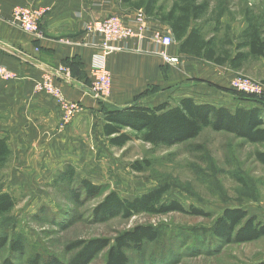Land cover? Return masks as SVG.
I'll list each match as a JSON object with an SVG mask.
<instances>
[{
    "label": "rangeland",
    "instance_id": "1",
    "mask_svg": "<svg viewBox=\"0 0 264 264\" xmlns=\"http://www.w3.org/2000/svg\"><path fill=\"white\" fill-rule=\"evenodd\" d=\"M146 0L121 3L144 11ZM174 0H157L162 14ZM209 10L197 23L203 24L207 36L228 34L234 42L245 26L244 13L263 23L264 0H208ZM217 27L218 31L214 32ZM262 60H250L240 72L264 83ZM177 96V95H175ZM102 114L92 127L97 149L98 174L92 180L106 184L120 196L132 199L158 184H168L164 200L175 199L186 209L196 207L208 216L170 212L167 214L138 213L129 218L114 217L104 222L91 219V209L101 200L94 198L78 206L64 187L54 183L56 170L48 177L20 175L9 159L0 166V191H9L16 199L10 213L0 216V234L22 232L27 239L23 253L11 254L5 248L0 264L10 259L14 264H25L29 254L55 255L67 261L75 252L66 246L78 239L93 237L113 238L117 233L135 225L160 227L167 235L164 248L147 244L143 253L129 251L134 264H258L264 262V236L242 243L220 244L214 239L192 237V228L209 227L225 208L241 207L264 221V165L254 156L262 150L260 144L247 143L240 138L204 129L197 137L171 147H157L133 138L123 147L108 145L102 135ZM139 163L141 171L133 169ZM19 176V175H18ZM84 176L75 170V180ZM240 179V180H239ZM93 182V183H94ZM105 251L99 252L89 264H103Z\"/></svg>",
    "mask_w": 264,
    "mask_h": 264
},
{
    "label": "crops",
    "instance_id": "2",
    "mask_svg": "<svg viewBox=\"0 0 264 264\" xmlns=\"http://www.w3.org/2000/svg\"><path fill=\"white\" fill-rule=\"evenodd\" d=\"M18 5L45 9L38 34L24 32L13 21L11 12ZM136 11L123 7L120 0H0V66L16 74L14 79L0 81V136L7 138L16 178L29 173L33 178L48 177L69 163L76 171L83 170L81 178L94 182L99 162L92 127L102 114L101 105L154 106L171 97L196 95L215 105H257L264 111L261 104L224 90L230 89V80L252 58L234 70L184 54L170 25L152 16H148L147 34L157 30L173 41L163 46L148 37L121 40V50L106 56L110 92L96 97L89 87V73L102 35L86 31V26L109 15L136 25ZM163 52L177 61H166ZM258 59L264 71V59ZM49 69L63 96L81 106L63 129L56 101L35 89V82ZM145 91L149 92L139 97Z\"/></svg>",
    "mask_w": 264,
    "mask_h": 264
},
{
    "label": "trees",
    "instance_id": "3",
    "mask_svg": "<svg viewBox=\"0 0 264 264\" xmlns=\"http://www.w3.org/2000/svg\"><path fill=\"white\" fill-rule=\"evenodd\" d=\"M128 3L130 0H120ZM157 0H146L142 5L147 16H152L170 25L179 51L200 60L216 65L226 64L239 70L248 59H264V27L258 18L247 10L244 13L245 26L236 42L225 34L218 38L216 34L207 36L203 24L197 23L209 10L208 0H174L162 14ZM217 27L214 32H217ZM235 97L261 104L264 107V94L255 96L230 89H224ZM145 91L139 95L147 94ZM102 135L113 147H123L133 138L157 147H171L197 137L204 129L225 132L247 143L260 144L262 150H256L254 156L264 165V111L257 105L220 106L200 100L196 95L171 97L154 106H143L136 102L130 105L107 107L101 105ZM11 156L6 137L0 136V166H5ZM133 169L141 171L139 163L132 164ZM240 180V179H239ZM54 183L64 187L74 204L80 206L83 201L101 198L91 209L94 222H104L114 217L129 218L138 213L167 214L170 212L187 213L196 216H208V213L196 208L186 209L175 199L164 200L168 184H158L148 191L128 199L116 190H109L106 184L93 183L88 178L75 180V168L67 163L54 176ZM16 204L15 197L9 191H0V216L10 213ZM192 237H202L208 241L214 239L220 244L242 243L257 240L264 236V221L241 207L225 208L209 227L192 228ZM167 235L160 227L153 225H135L131 229L117 233L113 238L93 237L78 239L66 246L68 251L75 250L67 260L62 261L55 255L43 256L38 252L29 254L25 264H89L96 255L105 251L103 264H134L128 252L143 253L147 244L166 247ZM27 239L22 232L0 234V254L6 248L9 253H23L27 249ZM3 264H14L5 259ZM258 264H264L259 262Z\"/></svg>",
    "mask_w": 264,
    "mask_h": 264
},
{
    "label": "built area",
    "instance_id": "4",
    "mask_svg": "<svg viewBox=\"0 0 264 264\" xmlns=\"http://www.w3.org/2000/svg\"><path fill=\"white\" fill-rule=\"evenodd\" d=\"M44 13V8L18 5L12 9L11 15L13 21L24 32L38 34L39 24ZM135 21L136 25H132L125 22L118 15H109L103 19L90 22L86 26V31H95L102 35V40L98 45V53L92 58L89 73V87L98 98H104L110 92L111 74L106 65V56L114 51L121 50L118 45L121 40L130 37L137 39L148 37L163 46L169 45L173 41L171 36L157 30L147 34L148 16L143 10L138 9L136 11ZM163 56L170 63L177 61L176 57L167 56L164 52ZM53 76V72L49 69L35 82V89L50 95L56 101L61 112L59 125L60 129H63L81 110V106L78 102L69 101L63 96L60 89L54 84ZM14 78H16V74L13 71L0 66V81ZM229 85L233 90L245 94L255 96L264 94V83L262 81L241 74L235 75L230 80Z\"/></svg>",
    "mask_w": 264,
    "mask_h": 264
}]
</instances>
